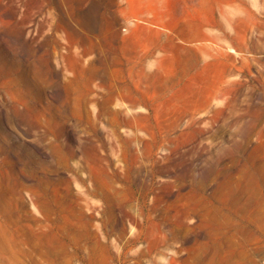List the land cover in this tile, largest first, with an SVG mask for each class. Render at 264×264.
I'll return each mask as SVG.
<instances>
[{
	"label": "rangeland",
	"instance_id": "rangeland-1",
	"mask_svg": "<svg viewBox=\"0 0 264 264\" xmlns=\"http://www.w3.org/2000/svg\"><path fill=\"white\" fill-rule=\"evenodd\" d=\"M206 263L264 264V0H0V264Z\"/></svg>",
	"mask_w": 264,
	"mask_h": 264
},
{
	"label": "bare ground",
	"instance_id": "bare-ground-1",
	"mask_svg": "<svg viewBox=\"0 0 264 264\" xmlns=\"http://www.w3.org/2000/svg\"><path fill=\"white\" fill-rule=\"evenodd\" d=\"M216 244H217L219 247L221 246V245H220V241H219L218 243H216ZM226 245H227V244H226ZM219 252H220L219 249L216 248V249H215V252H214L215 255H212V256H214V257H218V256H219ZM217 255H218V256H217ZM230 255H231V254H230ZM224 256H225V255H224ZM213 259H214V258H213ZM214 260H215V259H214ZM222 260H224V258L221 259L220 261H222ZM224 263H225V261H224ZM206 264H207V263H206Z\"/></svg>",
	"mask_w": 264,
	"mask_h": 264
}]
</instances>
